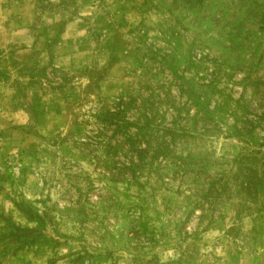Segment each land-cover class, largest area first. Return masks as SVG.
<instances>
[{
    "label": "rangeland",
    "instance_id": "obj_1",
    "mask_svg": "<svg viewBox=\"0 0 264 264\" xmlns=\"http://www.w3.org/2000/svg\"><path fill=\"white\" fill-rule=\"evenodd\" d=\"M128 98L177 133L136 178L95 118ZM238 166L264 168V0H0V264H264Z\"/></svg>",
    "mask_w": 264,
    "mask_h": 264
},
{
    "label": "trees",
    "instance_id": "obj_2",
    "mask_svg": "<svg viewBox=\"0 0 264 264\" xmlns=\"http://www.w3.org/2000/svg\"><path fill=\"white\" fill-rule=\"evenodd\" d=\"M188 4L190 0H172ZM27 75L30 80L39 75L32 67H21L19 73ZM181 91H183L181 89ZM188 93V90H185ZM133 98H128L127 101L118 100L115 108L104 109L98 113L95 118L103 125L104 130L111 129L113 137H119L121 140H116L114 146H108L114 153L124 150L127 156L126 164H122L121 168L115 169L116 173L124 170L128 172L131 178H136V169L139 163L143 161L148 150H152V157H164L168 152V146L177 135L176 129L171 126H164L156 123L155 113H152V102L139 105L141 113L136 118L130 120L125 116L128 107L134 102ZM241 178L238 185L240 191L246 194H256L260 187L264 188V168L260 175L255 169L242 168L238 166L235 178Z\"/></svg>",
    "mask_w": 264,
    "mask_h": 264
}]
</instances>
